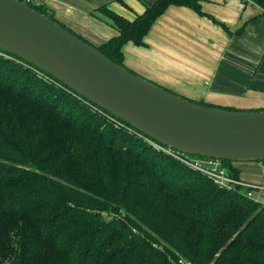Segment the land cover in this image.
<instances>
[{
	"label": "trees",
	"instance_id": "16d2710c",
	"mask_svg": "<svg viewBox=\"0 0 264 264\" xmlns=\"http://www.w3.org/2000/svg\"><path fill=\"white\" fill-rule=\"evenodd\" d=\"M202 1H146L134 20L101 6L118 34L95 47L125 66L124 46H145L169 6L207 15ZM29 5L57 21L44 3ZM0 52V264H264L263 203ZM221 161L240 175L236 161Z\"/></svg>",
	"mask_w": 264,
	"mask_h": 264
},
{
	"label": "water",
	"instance_id": "95a60500",
	"mask_svg": "<svg viewBox=\"0 0 264 264\" xmlns=\"http://www.w3.org/2000/svg\"><path fill=\"white\" fill-rule=\"evenodd\" d=\"M0 48L172 149L236 162L264 160V110L203 105L165 89L25 1L0 0Z\"/></svg>",
	"mask_w": 264,
	"mask_h": 264
},
{
	"label": "crops",
	"instance_id": "0c3cea01",
	"mask_svg": "<svg viewBox=\"0 0 264 264\" xmlns=\"http://www.w3.org/2000/svg\"><path fill=\"white\" fill-rule=\"evenodd\" d=\"M41 1L57 21L100 46L118 31L99 7L106 5L134 20L145 11L146 1L157 0ZM202 10L208 16L186 6H169L146 35L145 46L125 45V66L196 102L263 110L264 10L250 0H203ZM234 165L242 178V168ZM259 196L264 199V193Z\"/></svg>",
	"mask_w": 264,
	"mask_h": 264
},
{
	"label": "built area",
	"instance_id": "2783aa9c",
	"mask_svg": "<svg viewBox=\"0 0 264 264\" xmlns=\"http://www.w3.org/2000/svg\"><path fill=\"white\" fill-rule=\"evenodd\" d=\"M28 4H43L41 0H22ZM0 54H2L0 52ZM7 58L11 56L8 54H4ZM36 70V69H35ZM41 70V69H39ZM43 71V70H41ZM53 78V77H52ZM55 79V78H54ZM51 82L55 83L57 86L64 88L65 90L73 92L76 96L80 97L77 92H74L72 89L67 87L64 83L60 82L59 80H50ZM82 97V96H81ZM88 104L92 105L94 110L104 117L107 121L112 122L116 127H124L127 130L131 129L130 125L123 122V120L119 119L118 117L111 115L108 111L102 109L96 104H93L90 101H87ZM112 117H111V116ZM133 130V129H131ZM134 131V130H133ZM131 131V132H133ZM137 134L140 137H143L148 143L157 151L163 152L178 161L182 162L186 166L196 171L201 172L202 174L209 177L213 182L218 185L219 187L230 189V190H238L240 191L245 197L253 199L257 202L264 204V199L259 196V194L264 193V185H257L250 183L248 181L243 180L240 176H235L230 173L222 164L220 159L216 158H209V157H199V156H192L187 153L180 152L178 150L172 149L168 146H165L152 138L146 136L145 134L141 133L140 131ZM258 192V195L255 196V193Z\"/></svg>",
	"mask_w": 264,
	"mask_h": 264
},
{
	"label": "rangeland",
	"instance_id": "374dc122",
	"mask_svg": "<svg viewBox=\"0 0 264 264\" xmlns=\"http://www.w3.org/2000/svg\"><path fill=\"white\" fill-rule=\"evenodd\" d=\"M123 50H124V48H123ZM18 61L20 62L19 64L23 68L29 69L36 77L43 79V80H56V79L52 78L51 75L45 73L44 71L39 70V68L35 67L32 64L27 63L22 58L17 59V63H18ZM128 63L129 64L132 63V60L129 59ZM141 76L144 77L143 75H141ZM144 78L148 79L147 77H144ZM148 80H150V79H148ZM50 83H52V82H50ZM162 87H164V86L162 85ZM236 163L242 168L241 176H242L243 180L248 181V182L253 183V184H257V185H264V168L257 161L256 162H254V161H237V162H235V164ZM257 193H255V196L258 195Z\"/></svg>",
	"mask_w": 264,
	"mask_h": 264
}]
</instances>
